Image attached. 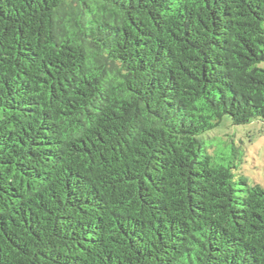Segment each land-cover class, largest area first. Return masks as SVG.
Returning a JSON list of instances; mask_svg holds the SVG:
<instances>
[{
  "label": "trees",
  "instance_id": "obj_1",
  "mask_svg": "<svg viewBox=\"0 0 264 264\" xmlns=\"http://www.w3.org/2000/svg\"><path fill=\"white\" fill-rule=\"evenodd\" d=\"M224 115L264 121V0H0V264H264Z\"/></svg>",
  "mask_w": 264,
  "mask_h": 264
},
{
  "label": "rangeland",
  "instance_id": "obj_2",
  "mask_svg": "<svg viewBox=\"0 0 264 264\" xmlns=\"http://www.w3.org/2000/svg\"><path fill=\"white\" fill-rule=\"evenodd\" d=\"M200 137L213 155L231 154L235 148L241 160L239 171L248 184L264 187V121L253 119L235 125L224 115L216 127Z\"/></svg>",
  "mask_w": 264,
  "mask_h": 264
}]
</instances>
